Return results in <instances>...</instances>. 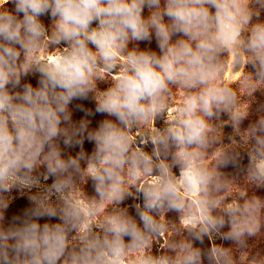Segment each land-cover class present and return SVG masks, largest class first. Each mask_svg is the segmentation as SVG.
<instances>
[{
	"label": "clouds",
	"instance_id": "9594fccd",
	"mask_svg": "<svg viewBox=\"0 0 264 264\" xmlns=\"http://www.w3.org/2000/svg\"><path fill=\"white\" fill-rule=\"evenodd\" d=\"M252 2L0 0V264H235L229 249L196 242L215 233L243 246L261 226L259 198L213 214L215 168L238 158L203 164L210 121L247 119L222 57L264 82V22ZM173 88L181 99L170 106ZM141 126L151 134L137 141ZM247 131L249 175L261 186L264 118ZM17 197L27 207L9 217ZM168 212L191 241L169 245L174 256L149 254Z\"/></svg>",
	"mask_w": 264,
	"mask_h": 264
},
{
	"label": "rangeland",
	"instance_id": "374dc122",
	"mask_svg": "<svg viewBox=\"0 0 264 264\" xmlns=\"http://www.w3.org/2000/svg\"><path fill=\"white\" fill-rule=\"evenodd\" d=\"M250 8L253 11H258L260 13L259 21L264 22V7H261L260 4L255 3V0H253ZM256 22L254 18L253 23ZM144 47L145 45L141 44V48ZM151 48L156 49L155 42L152 43ZM228 59L227 55L222 57L224 61L222 78L235 92L237 108L246 115L247 119L239 127H234L233 121L228 114H222L218 119L210 121L214 131L209 134L210 143L207 149L204 150L203 164L212 170L222 154L238 158V164L235 166L229 165L215 168L219 182L223 186L221 191L214 193L218 200V206L213 214L218 216L224 215V209L229 203L243 204L245 200L253 198H259L264 203V185L258 186L249 175L248 154L250 143L247 131L251 123H255L258 118H264V82H256L251 66L245 67L242 63L230 65ZM103 86L101 85V87ZM172 91L173 98L169 100L170 106L178 103L181 99L176 88H173ZM83 103H85L86 107H94V105L87 104V102ZM81 115L82 113L75 112L74 119H79ZM100 119L102 117L97 115L93 121V126ZM165 121L166 117L157 119L156 128L164 127ZM150 134V126H141L133 132L137 141ZM86 148L90 150L91 145H86ZM146 150L151 151L150 146ZM81 188L88 197L94 194L91 182L87 186L81 185ZM132 191L134 192L135 189H132ZM127 203L131 204L132 201L129 200ZM25 207H27L26 199L17 197L10 206L8 216L21 212ZM129 211L132 212V209L129 208ZM158 220L163 226L164 236L153 237L146 251L152 255L174 256L175 252L170 250L169 245L190 242L191 237L188 234V230L183 226L180 221V215L176 212H168L163 219L158 217ZM259 220L261 225L259 231L255 236L247 237L243 246L233 241L222 239L219 234L215 233L211 237H205L203 244L196 242V246L207 250L211 242L213 246L229 249L235 264H250V260L253 257L264 258V208L261 209ZM221 231L226 233L228 229L225 227Z\"/></svg>",
	"mask_w": 264,
	"mask_h": 264
}]
</instances>
